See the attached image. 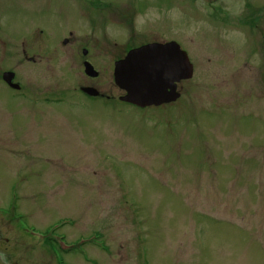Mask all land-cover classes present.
I'll return each mask as SVG.
<instances>
[{"label":"rangeland","instance_id":"rangeland-1","mask_svg":"<svg viewBox=\"0 0 264 264\" xmlns=\"http://www.w3.org/2000/svg\"><path fill=\"white\" fill-rule=\"evenodd\" d=\"M120 1L0 0V262L56 264L55 233L103 243L58 263L264 264V0H166L145 14L131 0L132 18ZM166 40L195 64L181 99L119 102L123 50ZM18 215L43 235L70 222L42 239Z\"/></svg>","mask_w":264,"mask_h":264},{"label":"water","instance_id":"water-1","mask_svg":"<svg viewBox=\"0 0 264 264\" xmlns=\"http://www.w3.org/2000/svg\"><path fill=\"white\" fill-rule=\"evenodd\" d=\"M86 68L88 75L97 76L89 64ZM192 76L193 67L187 55L172 42L148 45L131 52L117 63L114 79L116 85L126 92L121 101L145 108L176 101L180 97L176 83ZM4 78L10 83L13 75L5 74ZM84 91L91 96L98 95L94 89Z\"/></svg>","mask_w":264,"mask_h":264},{"label":"flooded vegetation","instance_id":"flooded-vegetation-1","mask_svg":"<svg viewBox=\"0 0 264 264\" xmlns=\"http://www.w3.org/2000/svg\"><path fill=\"white\" fill-rule=\"evenodd\" d=\"M164 1L165 2H163L162 4H160L159 2H152L151 0H133V2L137 5L136 6L137 9L136 8H133V9H134V12L136 14H138V13L139 14H145V13L151 11V8H149V7L152 6V5H156L155 6L156 8H158L159 5H163V7H168V5H169L168 1H166V0H164ZM70 2L71 3H76V0H70ZM120 2H122L123 4L126 5V6H120L119 7L120 9L121 8H124V9L126 8L125 12H123V13H125L126 16L124 15L123 17H125V18H132L131 10H130L131 8H129L130 7L129 5L131 3V0H121ZM248 2H249V0H248ZM87 3L90 6L95 7V6L99 5V0H87ZM152 8H154V7H152ZM152 42L163 43V42H166V41H152ZM152 42H147V43H152ZM147 43H144V44H147ZM144 44H140V45H134L133 44V45H130V47H128V48H126V49L123 50V54H122L121 58L125 57L126 54L130 50H132L134 48H137V47H140V46H142ZM180 44H181V42H180ZM22 56H23V59H25L30 64H37L35 57L34 56L28 57L25 51L22 52ZM121 58H119V60ZM3 73H5V71ZM3 73L1 75V77L3 76ZM16 78H17V80H19V75L17 73H16V76H15V80H16ZM258 109L260 110V107ZM263 110H264V105H263V107H261V111H263ZM29 244H31V243H29ZM34 244H36V243H34ZM23 253L27 254V253H30V252L28 250L27 253L25 251H23ZM5 260H6V262L1 261L0 264H9V258H8V256L5 257ZM13 264H17V263L16 262H13Z\"/></svg>","mask_w":264,"mask_h":264}]
</instances>
